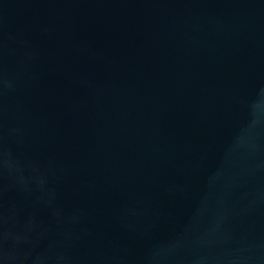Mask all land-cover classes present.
Listing matches in <instances>:
<instances>
[{"label": "water", "instance_id": "95a60500", "mask_svg": "<svg viewBox=\"0 0 264 264\" xmlns=\"http://www.w3.org/2000/svg\"><path fill=\"white\" fill-rule=\"evenodd\" d=\"M0 127L60 264H264V0H0Z\"/></svg>", "mask_w": 264, "mask_h": 264}, {"label": "clouds", "instance_id": "9594fccd", "mask_svg": "<svg viewBox=\"0 0 264 264\" xmlns=\"http://www.w3.org/2000/svg\"><path fill=\"white\" fill-rule=\"evenodd\" d=\"M18 134L17 129H9L8 135ZM5 133L0 127V180L7 181L5 190L12 189L26 199L35 197L37 200H47L48 205H54L58 193L50 186L51 179L57 175V167L51 161L41 164L23 154H14L4 143ZM54 216L58 213L53 212ZM73 215L68 223H75ZM57 224L62 223L59 219ZM37 225L31 221L19 227H7L0 223V264H60L62 260H70L66 250H62L57 242H52L45 248L39 247V237L42 232H36ZM43 231H47L44 229ZM66 236L65 233H59Z\"/></svg>", "mask_w": 264, "mask_h": 264}]
</instances>
